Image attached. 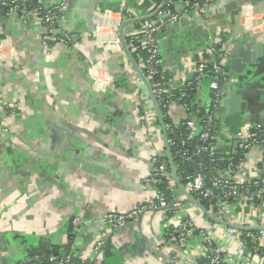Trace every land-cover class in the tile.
I'll return each mask as SVG.
<instances>
[{
    "label": "crops",
    "instance_id": "obj_1",
    "mask_svg": "<svg viewBox=\"0 0 264 264\" xmlns=\"http://www.w3.org/2000/svg\"><path fill=\"white\" fill-rule=\"evenodd\" d=\"M162 1L128 0L122 5L119 0H73L66 24L71 44L49 48V52L42 45L44 29L38 20L31 16L26 20L16 15L0 17V44L4 42L0 53V124L5 122L8 128L3 132L0 126V264L30 259L22 251L30 242L53 246L70 242V252L77 256L88 255L98 239L108 242L111 252L122 249L120 258L110 259L116 264H196L189 257L194 254L176 253L163 242L165 216L160 211L148 212L120 229H111L101 221L105 213L130 210L153 195L144 185L149 158L154 153L165 154V144L157 125L152 122L148 126L141 115L147 98L134 88L138 77L130 59L122 46L120 51H110L104 42L109 30L96 33L95 25L104 10L115 14L103 23L117 20L121 10L127 13L124 22L135 19V12L145 16ZM177 1L183 8L194 0ZM218 8L216 0L203 18L187 13L179 24L161 32L159 45L167 86L177 88L190 78L210 47H218L225 55L228 44L245 36L238 33L239 24ZM142 22L125 26L128 31L119 38L126 42L128 33ZM145 56L144 52L138 55V68ZM91 66L97 67L99 75L110 73L114 82H122L120 87L94 91ZM257 74L264 77V70ZM206 81L196 90L199 100L210 97ZM258 85L264 87V82ZM108 92H114L113 96L106 95ZM248 100L254 126L264 124V95L254 94ZM113 102L123 115L106 122L109 114L105 116L103 110ZM259 155V148L252 149L246 167L254 168ZM195 209L183 200L180 210L171 216L181 217L190 210L201 222L205 218ZM244 214L238 210L231 220L242 224ZM75 218L82 226L74 233ZM212 237L214 247L224 254L225 264H264L252 252L240 249L237 239L227 237L223 228L212 232ZM159 241L164 243L160 262L155 253H148L149 246Z\"/></svg>",
    "mask_w": 264,
    "mask_h": 264
},
{
    "label": "built area",
    "instance_id": "obj_2",
    "mask_svg": "<svg viewBox=\"0 0 264 264\" xmlns=\"http://www.w3.org/2000/svg\"><path fill=\"white\" fill-rule=\"evenodd\" d=\"M72 1L0 0V8L7 9L5 15H16L22 20L31 16L38 20L44 29L41 37L42 45L49 52V48H60L71 44V35L66 24ZM119 1L123 5L128 0ZM172 1L166 0L163 6H161L162 2L153 5L152 10L145 14L150 17L126 36L127 46L140 49L146 54L140 67L148 82L149 91L139 76H137V85L134 86L138 94L141 92L147 98V104L145 101V105L141 106V115L148 126H151L152 122L157 125L165 144V154L154 153L149 158L150 170L144 185L153 191V195L130 210L109 211L104 214L101 221L111 229H120L148 212L160 211L165 216L163 242L169 244L172 250L175 249L176 253L182 251L185 255L194 254L189 257H192L196 264L197 262L225 264L222 250L213 245L212 232L219 228L224 229L227 237L237 239L240 249L244 248L252 252L264 262V124L254 126L246 123L238 135L229 137V141L223 143L229 147L233 142H237L233 153L235 156L225 157L226 152L234 151L231 149L223 154L218 151L217 145L220 135L223 134V128L221 124L218 126L216 123V120L220 121L217 110L221 105L229 78L225 55L217 48H209L207 56L196 63L191 77L184 80L181 86L173 88L166 85L159 45L161 32L168 26L179 24L187 13H195L203 18L209 6L216 2V0H194L182 8L177 5L176 0V8L172 10L169 8L170 4H173ZM259 1L261 4L258 5L253 6L250 3L243 5L234 22L240 26L238 29L240 35L247 34L264 42V0ZM125 10L128 11L127 8ZM112 14L115 13L110 10L100 12L99 22L94 30L99 33L102 29H108L104 42L108 43L110 51L116 52L121 49L119 31L127 13L121 10L119 14L116 13L117 20H112L110 24L106 21L103 23L106 18H111ZM134 16L139 18L144 15L135 12ZM3 47L4 42H1L0 53ZM96 69L95 66L89 68L93 78V90L102 91L105 88H112L114 77L107 72L99 75ZM210 73L223 78L224 84L221 85L217 78L206 81L211 94L209 98H202L198 102L199 106L204 108L203 112L199 106L192 109L190 105L179 102L186 96L185 89L200 90L202 82ZM152 99L158 106L160 120ZM160 106L164 113L160 112ZM179 109L181 114L178 113ZM164 116L169 119L165 124L162 121ZM0 126L3 132L8 131L5 122ZM177 128H183L185 131L173 137H166L167 132L171 134ZM193 140L199 143H194ZM191 143L193 150L184 148ZM167 146L169 150L172 149L170 155L188 162H192L195 157L203 156L194 173L183 172L181 176L175 171L176 178H174L166 156ZM254 148L260 149L259 160L254 168L249 169L246 167L248 155ZM235 153L238 154V161L235 160L237 158ZM159 187L163 190L158 189ZM188 195L198 202L205 200L207 206L200 203L204 210L195 205L194 207L195 211L202 214L207 221L203 219L200 222V218L190 210L185 211L186 214L181 217L171 216L172 213L180 210L183 200L188 201ZM238 210L245 213V222L242 224L231 220ZM80 226H82L81 221L75 218L73 229L77 231ZM163 242L159 241L154 246H149L148 253L151 255L155 253L158 262L162 261L160 252L163 250L161 245L164 244ZM104 245L105 241L98 239L91 245L88 255L60 253L43 258L24 259L19 264H89L100 254ZM176 259L177 255L174 257V260Z\"/></svg>",
    "mask_w": 264,
    "mask_h": 264
},
{
    "label": "water",
    "instance_id": "obj_3",
    "mask_svg": "<svg viewBox=\"0 0 264 264\" xmlns=\"http://www.w3.org/2000/svg\"><path fill=\"white\" fill-rule=\"evenodd\" d=\"M165 2L166 0H163L161 6H163ZM218 3L220 7L218 9H223L224 12L229 14L230 19L233 23L235 21V17L239 14L243 5L247 3H250L253 6L261 4L259 0H218ZM149 17L150 16H143L131 19L129 21H124L121 25L119 36H122L126 31H128V29L125 31V29L127 28L125 26L134 22L145 21ZM120 39H122L123 41L121 42L122 49L130 59V62L132 63V66L136 71L135 73L140 77L144 84H146L149 91V85L145 76L143 75L141 69L138 68L136 63H134V61L132 60L131 55L127 49L126 42L122 37H120ZM227 47L223 50V52H225L226 69L228 71L229 81L227 83L226 91L223 96L221 105L217 110L220 118V124L223 128V134L219 137L217 149L222 154L223 152L228 151V149L234 150L237 147L236 141L233 142L229 147L223 144L229 141V137L238 135L240 130L246 123L250 125H254V123L256 124V120H254L253 116H251L253 107L249 102L248 97L250 98L254 94L264 95V87L258 85V82H264V77L260 78L257 74L258 71L264 70V42H261L260 39L255 37H243L236 40L235 43L228 44ZM120 83L122 82H114L113 89L115 91L120 87ZM124 87H126V85H124ZM129 91L132 90L130 89ZM113 93L108 92L106 95L111 97L113 96ZM210 94L211 92H209V95ZM105 99L106 97L103 98V100ZM153 104L160 120L158 106L154 100ZM103 111L105 116L109 114L106 122H113L117 117L123 115V111L119 108L116 102H113L111 106H108ZM166 153L167 160L170 165V170L174 178H176V173L174 165L171 161L170 153L168 151H166ZM187 198L190 203L204 210L200 202L195 200L192 196L188 195ZM206 215L209 216L207 213ZM73 232L75 233L76 231L73 229ZM29 244L30 245L26 247L25 250H22L26 257H40L42 255L49 256L57 255L60 253L71 254L70 250L72 244L70 242L64 244L63 246H53L45 242H30ZM110 247L111 245L107 242L105 243L101 251L105 253L106 251L110 250ZM142 248L143 246H141V249ZM127 251L129 252V250ZM116 252L120 253L122 252V249H119ZM99 256L94 258V263L96 262V260H99ZM100 263L106 264L105 261H101Z\"/></svg>",
    "mask_w": 264,
    "mask_h": 264
},
{
    "label": "trees",
    "instance_id": "obj_4",
    "mask_svg": "<svg viewBox=\"0 0 264 264\" xmlns=\"http://www.w3.org/2000/svg\"><path fill=\"white\" fill-rule=\"evenodd\" d=\"M175 1L176 0H173L172 1L173 4H170V6H169V8H171L172 10H174V8H176L175 7V4H176ZM6 12H7V9L6 8H0V17L1 16H4ZM127 49H128V51H129V53L131 55L132 60L135 61V63H137V61H138V55L141 52H143V51L140 50V49L130 48L129 46H127ZM215 78H217L220 81L221 85L224 84V79L223 78H221L219 76L217 77L216 75L211 74V73L208 74L206 80L209 81V80H213ZM185 91H186V96L182 97V99L179 102L180 103H186V104L190 105L192 107V109L198 108V106H199V103H198L199 102V99H198V97L195 94L196 93V90H194V88H187V89H185ZM176 95H178V94H176ZM178 96H180V95H178ZM199 108H200L201 112H203L204 108H202L200 106H199ZM160 112L161 113H164V110H163V108L161 106H160ZM162 121L165 124V123L169 122V119L164 116V118H162ZM216 123H218V126L220 125V121L218 122V120H216ZM184 131L185 130L183 128H177L171 134L169 132H167L166 137H169V136L170 137L171 136L173 137V136H176L177 134H179V132H184ZM193 141H194V143H199L197 140H193ZM184 148H186V149L189 148V150H193V145L191 143V144H189V146H186V147L184 146ZM166 149H168L167 151H169L170 154L172 153V149L169 150L168 146H167ZM234 152H235V150L234 151L226 152L225 153V157L230 156V155L233 156L234 155L233 154ZM170 157H171V161H172V163L174 165V169H175L176 173H178L179 175L182 176L183 175V172H184V174L185 173H194L195 168L198 167L199 160L203 156L202 157H200V156L195 157L192 160V162L185 161L183 158H178V157L175 158L172 155H170ZM236 157L237 158H235V160L238 161V154H236ZM169 167H170V165H169ZM158 189H162L163 190L162 187H159ZM200 203L203 206H207L205 200H200ZM109 251L110 250L106 251L105 253H103L101 251L100 254H99L100 256L98 255L99 256V260H97L96 263H94V264H102V263H100L101 261L102 262L105 261L106 264H116L117 261L114 262V260H110V259H118V258H120V254L118 252H111V251L109 253ZM43 257H46V256H40V258H43ZM111 261H113V262H111ZM89 264H92V263H89Z\"/></svg>",
    "mask_w": 264,
    "mask_h": 264
},
{
    "label": "rangeland",
    "instance_id": "obj_5",
    "mask_svg": "<svg viewBox=\"0 0 264 264\" xmlns=\"http://www.w3.org/2000/svg\"><path fill=\"white\" fill-rule=\"evenodd\" d=\"M244 37H249V35H247V34H245V36ZM131 72V71H130Z\"/></svg>",
    "mask_w": 264,
    "mask_h": 264
}]
</instances>
